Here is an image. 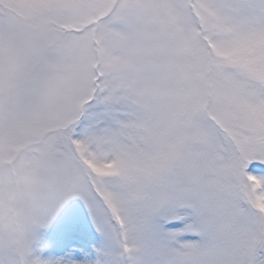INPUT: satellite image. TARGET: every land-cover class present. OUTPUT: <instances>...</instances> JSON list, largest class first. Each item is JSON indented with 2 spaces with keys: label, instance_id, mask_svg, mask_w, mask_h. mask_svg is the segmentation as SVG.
<instances>
[{
  "label": "snow or ice",
  "instance_id": "snow-or-ice-1",
  "mask_svg": "<svg viewBox=\"0 0 264 264\" xmlns=\"http://www.w3.org/2000/svg\"><path fill=\"white\" fill-rule=\"evenodd\" d=\"M0 264H264V0H0Z\"/></svg>",
  "mask_w": 264,
  "mask_h": 264
}]
</instances>
